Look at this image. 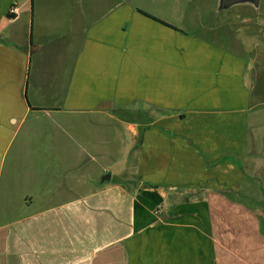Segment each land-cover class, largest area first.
Masks as SVG:
<instances>
[{
	"label": "crops",
	"instance_id": "crops-1",
	"mask_svg": "<svg viewBox=\"0 0 264 264\" xmlns=\"http://www.w3.org/2000/svg\"><path fill=\"white\" fill-rule=\"evenodd\" d=\"M194 2L207 39L166 0H0V264H241L215 210L261 216L264 59Z\"/></svg>",
	"mask_w": 264,
	"mask_h": 264
},
{
	"label": "rangeland",
	"instance_id": "rangeland-1",
	"mask_svg": "<svg viewBox=\"0 0 264 264\" xmlns=\"http://www.w3.org/2000/svg\"><path fill=\"white\" fill-rule=\"evenodd\" d=\"M163 5L168 17L177 20L176 23L181 29L195 37L206 39L210 37V34L206 32H194L198 27L199 18L197 4L194 0L192 2L190 0H166ZM257 11L251 6L241 5L223 11L213 18L208 17L207 21L211 27H215L213 24L216 21L217 25L221 27L212 39L214 38L218 44H230L232 48L238 47L239 52H243L244 49L251 52L253 44H258L257 52L260 53L258 55L264 59V0H260ZM259 195L256 192L228 194L230 200L241 202L245 208L234 207L224 210L218 208L215 210L216 221L222 219V214L223 220L230 222V234L235 243H230V247L236 250V255L230 260L239 261L240 259L241 264H264V240L258 235L259 210L257 206L259 203L257 201L260 198Z\"/></svg>",
	"mask_w": 264,
	"mask_h": 264
},
{
	"label": "water",
	"instance_id": "water-1",
	"mask_svg": "<svg viewBox=\"0 0 264 264\" xmlns=\"http://www.w3.org/2000/svg\"><path fill=\"white\" fill-rule=\"evenodd\" d=\"M241 5H248L257 10L260 5V0H218L217 11H226Z\"/></svg>",
	"mask_w": 264,
	"mask_h": 264
},
{
	"label": "trees",
	"instance_id": "trees-1",
	"mask_svg": "<svg viewBox=\"0 0 264 264\" xmlns=\"http://www.w3.org/2000/svg\"><path fill=\"white\" fill-rule=\"evenodd\" d=\"M264 195V194H263ZM264 197V196H263ZM262 205V204H261ZM259 220H260V224H261V233H262V235H263V237H264V227H263V225L262 224H264V222H263V219H262V216H259Z\"/></svg>",
	"mask_w": 264,
	"mask_h": 264
},
{
	"label": "flooded vegetation",
	"instance_id": "flooded-vegetation-1",
	"mask_svg": "<svg viewBox=\"0 0 264 264\" xmlns=\"http://www.w3.org/2000/svg\"><path fill=\"white\" fill-rule=\"evenodd\" d=\"M260 213H261V216H262V219H263V222H264V202L262 203V207L260 208ZM262 225L264 227V224H262Z\"/></svg>",
	"mask_w": 264,
	"mask_h": 264
},
{
	"label": "built area",
	"instance_id": "built-area-1",
	"mask_svg": "<svg viewBox=\"0 0 264 264\" xmlns=\"http://www.w3.org/2000/svg\"><path fill=\"white\" fill-rule=\"evenodd\" d=\"M18 9L16 7H11L9 12L14 14V13H17Z\"/></svg>",
	"mask_w": 264,
	"mask_h": 264
}]
</instances>
